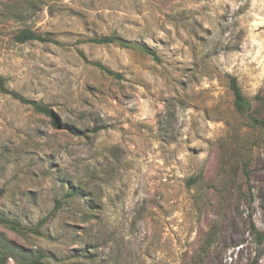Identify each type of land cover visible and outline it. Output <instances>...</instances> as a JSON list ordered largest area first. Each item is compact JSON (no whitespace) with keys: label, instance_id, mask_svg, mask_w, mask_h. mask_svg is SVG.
<instances>
[{"label":"rangeland","instance_id":"1","mask_svg":"<svg viewBox=\"0 0 264 264\" xmlns=\"http://www.w3.org/2000/svg\"><path fill=\"white\" fill-rule=\"evenodd\" d=\"M113 35L156 57L89 42ZM0 76L62 124L0 93L20 229L0 242L43 264H264V132L229 85L264 96V0H0Z\"/></svg>","mask_w":264,"mask_h":264},{"label":"trees","instance_id":"2","mask_svg":"<svg viewBox=\"0 0 264 264\" xmlns=\"http://www.w3.org/2000/svg\"><path fill=\"white\" fill-rule=\"evenodd\" d=\"M16 40L19 43H27L32 41H40V42H47L50 41L44 36L37 34L31 30H23L18 35H16ZM90 43L96 44V45H117L123 48L127 49H140L144 53H147L149 55L155 56V53L149 49L148 47L136 45L131 43L130 41H127L126 39L120 37V36H105L101 38H92L89 40ZM91 65L99 68L104 73L108 74L109 76H112L116 79H120L122 76L119 73L114 72L113 70L107 68L106 66L99 64V63H91ZM230 90L232 91V94L234 96V107L238 114L247 115L250 123L253 127L259 128L264 132V96L258 95L256 96V100L258 102V105L255 107L254 103L247 99L245 95L243 94L241 87L239 86L238 80L235 77L230 78ZM0 93L4 95H9L13 99L19 101L20 103L24 105L31 106L35 112L38 114H42L48 118L51 119L53 125L56 128H60L62 124H60L59 119H57V116L52 109V107L48 105H43L37 101L29 100L23 96H21L19 93H17L14 90H11L8 88L6 79L2 76H0ZM65 129L70 130L75 135H80L78 132L73 130L72 128H68L66 126ZM78 192V190H75L74 192L70 193L69 196H75ZM3 193L0 192V197H2ZM0 224L5 225L7 227H10L12 230L19 231L18 224L13 222L12 220L7 219L6 217H3L0 215ZM254 227V231H255ZM8 259L15 260L18 264H43L42 258H31L30 256L26 255L21 247H18L12 243H2L0 242V264H6Z\"/></svg>","mask_w":264,"mask_h":264}]
</instances>
